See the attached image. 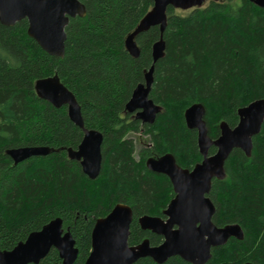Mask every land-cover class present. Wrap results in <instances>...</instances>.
<instances>
[{"label": "trees", "instance_id": "16d2710c", "mask_svg": "<svg viewBox=\"0 0 264 264\" xmlns=\"http://www.w3.org/2000/svg\"><path fill=\"white\" fill-rule=\"evenodd\" d=\"M86 16L70 19L65 55L46 52L28 35V21L0 22V248L13 249L29 233L61 217L76 240L85 264L92 250L96 220L118 203L133 209L129 244L163 236L141 228L144 214L163 215L174 196L172 183L147 167L150 157L172 153L193 168L202 160L198 131L188 128L186 109L206 107L209 135L220 124L239 122L238 110L264 98V7L253 0H207L202 7L169 6L164 32L166 53L155 65L150 97L162 106L154 123H143L125 109L134 89L145 82L152 64L159 26L137 35L140 56L126 48V38L153 7L154 0H81ZM58 77L76 96L86 129L103 133V165L90 178L68 148H77L84 130L69 117L67 105L56 107L36 90L40 78ZM131 133L148 137L136 156ZM252 155L234 149L227 175L215 178L210 196L219 226L239 223L244 238L231 237L213 249L207 264H264V124L253 138ZM48 146L51 152L15 163L7 150ZM217 150L215 146L210 152ZM34 264V263H30ZM38 264H63L52 248ZM134 264H192L180 256L164 263L151 257Z\"/></svg>", "mask_w": 264, "mask_h": 264}, {"label": "water", "instance_id": "95a60500", "mask_svg": "<svg viewBox=\"0 0 264 264\" xmlns=\"http://www.w3.org/2000/svg\"><path fill=\"white\" fill-rule=\"evenodd\" d=\"M207 0H154L153 7L141 19L126 38V48L137 58L140 48L136 42L138 34L159 26L160 37L153 45L152 64L145 74V82L134 89L125 109L143 123H154L162 106L156 103L150 92L154 83L156 62L166 53L164 32L167 28L169 6L188 10L202 7ZM264 7V0H253ZM86 5L81 0H0V22L14 26L27 19L28 35L49 54L64 57L67 38L66 27L72 17L86 16ZM38 95L56 107L67 105L70 119L84 128L82 108L74 93L56 76L36 81ZM239 122L232 127L226 121L220 124L221 134L216 139L209 135L205 120L206 107L194 103L185 111L188 128L198 131V146L203 160L192 170L181 167L172 153L147 159V167L170 177L175 197L164 210L166 218L144 214L138 221L143 229L163 236L158 245H152L149 238L136 245L129 244L133 209L120 202L104 217L98 218L92 230V250L85 264H134L140 258L151 257L157 263H164L172 256H180L192 264H207L214 248L224 245L231 237L244 238L241 224L229 223L219 226L213 221L216 206L208 194L213 178L224 179L227 175L226 162L234 149L252 155L253 138L264 124V98L257 99L238 110ZM104 135L96 129L84 130V136L77 148H68L71 159L80 161L83 171L90 178L99 176L103 165ZM215 146L216 152L210 154ZM51 152L48 146H20L7 150L15 163L36 155ZM52 248L59 251L63 264H74L79 255L76 240L69 230L64 229L63 219L56 217L41 229L34 230L13 249L0 248V264H38ZM244 264H254L246 262Z\"/></svg>", "mask_w": 264, "mask_h": 264}, {"label": "rangeland", "instance_id": "374dc122", "mask_svg": "<svg viewBox=\"0 0 264 264\" xmlns=\"http://www.w3.org/2000/svg\"><path fill=\"white\" fill-rule=\"evenodd\" d=\"M130 136H132L136 143V156L138 157V151L141 148V141L144 143H148V137L146 135L142 136L139 133H131Z\"/></svg>", "mask_w": 264, "mask_h": 264}, {"label": "flooded vegetation", "instance_id": "af4514ba", "mask_svg": "<svg viewBox=\"0 0 264 264\" xmlns=\"http://www.w3.org/2000/svg\"><path fill=\"white\" fill-rule=\"evenodd\" d=\"M131 114H132V113H131ZM132 115H133V114H132ZM133 116H134V115H133ZM82 129H83V128H82ZM83 130H84V129H83ZM215 152H216V151H215ZM215 152H214V153H215ZM210 154H213V153L210 152ZM173 155H174V154H173ZM201 155H202V154H201ZM161 156H162V155H161ZM159 157H160V156H159ZM202 157H203V155H202ZM175 158H176V157H175ZM202 160H203V158H202ZM202 160H201V161H202ZM176 161H177V159H176ZM201 161H200V162H201ZM146 162H147V161H146ZM177 163H178V161H177ZM198 163H199V162H198ZM178 164H179V163H178ZM179 165H180V164H179ZM195 165H196V164H195ZM180 166L183 167V168H188V167H184V166H182V165H180ZM193 168H194V167H193ZM193 168H188V169L192 170ZM156 173H158V172H156ZM161 174H164V173H161ZM164 175H166V174H164ZM166 176H167V175H166ZM167 177L169 178L170 182L172 183L170 177H169V176H167ZM214 179H215V178H213V180H214ZM212 182H213V181H212ZM172 187H173L174 196L171 198V200H172V199L175 197V195H176V192H175V190H174L173 183H172ZM210 192H211V191H210ZM208 196H210V193L208 194ZM210 198H211V196H210ZM211 199H212V198H211ZM171 200H170V201H171ZM212 201H213V200H212ZM213 202H214V201H213ZM118 203H120V202H118ZM123 203H124V202H123ZM169 203H170V202H169ZM169 203H168V204H169ZM214 204H215V202H214ZM167 206H168V205H167ZM215 206H216V204H215ZM166 208H167V207H166ZM166 208H165V209H166ZM112 209H113V208H112ZM112 209H111V210H112ZM165 209H164V210H165ZM164 210H163V215H155V216H159V217H162V218H166V216L164 215ZM216 211H217V206H216ZM214 215H215V214H214ZM213 217H214V216H213ZM100 218H101V217H100ZM213 221H214V220H213ZM94 225H95V224H94ZM93 228H94V227H93ZM155 234H156V233H155ZM91 235H92V234H91ZM158 235H159V234H158ZM163 240H164V238H163Z\"/></svg>", "mask_w": 264, "mask_h": 264}]
</instances>
